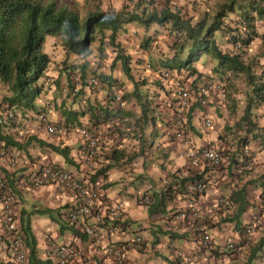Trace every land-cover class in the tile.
Masks as SVG:
<instances>
[{"label":"trees","instance_id":"trees-1","mask_svg":"<svg viewBox=\"0 0 264 264\" xmlns=\"http://www.w3.org/2000/svg\"><path fill=\"white\" fill-rule=\"evenodd\" d=\"M174 1L176 0H164L162 7L157 8V0H130L129 6L127 4V6L124 5V7L116 10L106 5L103 8L102 3L96 0L93 1L94 5L91 8L79 4L73 5L67 0H0V88H3L0 106L2 104L7 105L14 112L17 111L26 115L27 109L34 108L36 97L45 92V85L52 82L47 80L49 72L54 71L58 74L53 79L58 87H61L62 82H64L69 88L72 87L71 78L76 72H79L82 87L76 92L71 102L81 105L78 107L82 114L89 109L91 122L102 123L104 130L107 126V132L104 135L107 133L116 135L112 143V150L107 155L110 162L105 165L109 167L113 162H120L124 167L126 162H135L141 156L140 153H145L146 147L153 144V141L148 143L146 140L148 126L152 127L158 120H162L164 125L170 126L172 124L171 116H175L174 112L173 115L172 111L171 114H166L157 108L162 107L168 111L173 110L174 107L168 108L163 98H159L156 105H153L149 99L150 92L148 90L138 91L134 89L133 92L137 94L138 98L140 114L138 113V116L133 120H128V116L132 114L130 111L119 110L114 107L112 102H107L113 89H124V79L113 72L117 65H120L119 68L122 69L126 78L134 84L138 82L131 73V64L129 63L131 57L127 52L129 47L138 39L139 46L148 51L153 41L150 35H145L142 31L141 39L137 38L135 33L132 42L122 44L117 36L121 30H124V24L130 21H138L147 30L151 24L156 22L166 26L168 35L173 38L168 49L160 51L158 63L166 69L185 72V74L183 73L184 78H182L184 81L187 80L188 76L195 75L196 81L207 78L211 81L218 80L227 83L232 77L244 75L246 86L242 92L244 93L243 101H245L242 114L238 121L233 123L234 125L225 124L226 131L222 135L229 136L232 134L233 137L224 138L217 147L223 157L217 170L219 178L226 174V172L221 171L223 168H228L231 176L238 175L235 166L240 162L242 163L244 148L248 146L251 152L264 148V125H259L257 118L259 114L256 110L264 106V61H262L264 44L260 46L261 52H255L247 58V49L253 38L258 35L264 37V0H249L248 3H244L242 0H214L209 10L197 16L192 15L191 10H188L189 15H186L179 6L173 8L171 3ZM186 1L190 4V0ZM186 1L185 3H187ZM254 14L256 19H260L261 31L256 26V19L254 22ZM217 31L226 35L232 47L223 48L218 43L215 39ZM46 34L58 38L60 42L58 58L51 55L55 45L50 46L49 49L45 48ZM238 43L240 44L237 46ZM71 55L76 57L74 61L70 60ZM151 57L149 56L150 60ZM97 60H100V65L104 63L102 66L106 67V70L101 69V66L95 67L93 65V61ZM199 62L200 64H210L206 72L197 67L196 64ZM87 70L92 72L91 75L100 83V87L107 90L104 95V99H107L105 103L94 98L84 97V87L90 85L86 79ZM155 82L160 84L159 80ZM89 90L95 92V88L92 86ZM239 101L241 100L239 99ZM235 106V98H233L232 104H229L232 113ZM259 109L258 111H260ZM78 113L76 109L63 111L66 122L70 121L68 120L70 114L77 116ZM116 117L121 120L119 124L122 125L124 122L122 126L115 125L114 119ZM186 119L191 125V115H187ZM10 121L14 122V119ZM243 122L246 124L244 125L245 135L237 136L235 131L241 129ZM3 126L6 125L0 124V144L2 142V147L9 144L18 145L19 143L14 139L13 134L9 130L5 131ZM157 130V128L154 129V137L158 135ZM152 132L150 130V133ZM127 135L138 140V148L132 153L126 152L117 141V139H121L120 142L123 143ZM230 144L232 146H228ZM49 146L63 154L67 153L66 148L54 144H49ZM229 157L230 161L226 166L223 162L227 161ZM142 160L144 164L147 163L144 158ZM201 167L202 171L192 176L179 177L176 172H171V178L167 179L165 187L162 185L158 190L154 188L148 195V202L143 203L147 207V213L154 215L167 212L166 208L169 202L175 196H181L182 193L184 195L185 185L189 180L195 178L206 180L211 172L208 163L203 162ZM250 172L249 169L247 174L242 172L237 177H246ZM145 173V170L141 171L140 175ZM6 178L13 188L15 186L14 174L6 171ZM258 179L262 180L260 181L261 189L258 188L257 195L264 198V171L256 178L250 177L247 183H253ZM149 182H153L151 178ZM14 191H18L17 186L14 187ZM252 193H254L253 190L248 189L247 185L243 184L228 195L230 203L236 205L235 217H239L245 212L250 204L248 197ZM21 224L29 248L28 264L47 262L46 259L43 260L37 256L35 235L30 229L29 221L21 219ZM160 224L157 222V227L151 228V232L162 231ZM63 226L61 227H73L75 232L82 234L73 225L66 224ZM144 228L146 227L139 224V228L133 230L141 232ZM1 234L4 235V232ZM155 234V239L158 241L157 232ZM146 242L147 240L144 239L143 243ZM174 248L175 246L170 249L172 255L170 263L180 264L181 259L176 256ZM199 248L203 247L199 246ZM260 250L264 251V233L247 252L248 260L245 264H254L253 258L257 257L256 255Z\"/></svg>","mask_w":264,"mask_h":264},{"label":"crops","instance_id":"crops-1","mask_svg":"<svg viewBox=\"0 0 264 264\" xmlns=\"http://www.w3.org/2000/svg\"><path fill=\"white\" fill-rule=\"evenodd\" d=\"M151 28L154 29L157 27L154 25H151V27H149V30L146 32V34L151 33ZM155 73L157 74V71H154L152 73L148 72V75L151 77H155ZM124 81L126 82L125 85L127 87H130V86L132 87L133 84L128 79H124ZM88 87H84V90H83L85 98L90 97L92 99L93 98L97 99L100 102H104V103L106 102L107 99H104V95L107 90L104 89L103 91L96 93V92H91L89 90L90 87L89 88ZM148 90L150 91L149 97L150 99H152L151 103L155 105L157 99L163 96L162 91L163 90L166 91L167 89L165 88V85L163 88H161L159 84L154 83L152 81V83L149 84ZM108 102H109V99H108ZM137 102H138V99H136V102L134 103L135 106L130 103L129 107L125 109V110L132 112V115H134V117L128 116L129 118H136L138 116V113L140 114V111L137 108L139 107ZM50 103L52 104V106H54V112L51 114V118H54L58 121H65V117H63V115L59 114L56 111V105L54 104V100L50 99ZM223 106L224 105H220V107H218V109L221 111L218 112L219 122L216 127L217 133L214 137H211L207 134H203L201 131L195 129V125L198 123L200 119H202L201 115H203L204 112L210 113L209 111H214V107L213 106H206L205 108L194 107L192 109L191 125H190L191 130L189 134L193 142H195V144L202 145L208 142H213L219 145L224 138L227 139V137H229L226 135H222V134H225V131H226L225 122H227V119H224L226 116L225 115L226 113L223 114L225 110L224 108H222ZM159 109L161 108L160 107L157 108V110ZM164 110L165 108L162 109V111ZM215 110H217V108H215ZM259 110H260L258 112L259 117L257 115V118L259 121V125L263 126L264 123L262 121H264V106L260 107ZM261 110H263V112H261ZM90 113L91 112L88 109L84 111V114H80L78 119L87 120L90 118ZM228 117H229L228 119H232V117L230 116ZM260 117L262 119H260ZM72 120L75 122L77 118L74 117ZM228 121H232V120H228ZM96 124H98L97 125L98 128L99 126L100 127L103 126L102 123L99 124L98 122H96ZM117 124H119V122H117ZM21 125H25L26 127H29L27 131L28 135L26 136L27 139L26 138L24 140L21 139L20 141H18L19 142L18 145L9 144L6 146V149L8 150V154L13 155L17 161V166H18L17 172H16L17 174H20V172H24L27 170L29 171L32 169H38V167H40L42 163L54 162L66 168L67 170L71 171V173L77 177H83V178H89V179L91 178L93 180L96 179L98 180L99 183L101 182L103 187L105 188L104 192H105L106 198H109L112 201L120 199V198H124L125 195L129 196L128 194H131L132 198L134 197L136 198V195L138 193H141V191L143 192L145 190L148 192L151 190L150 189L151 185L149 186L146 183H142L143 185L139 184L137 185V187L133 188V186L131 185V180H133V175L124 174L121 171L122 166L121 167L112 166L111 168L109 167L110 169L108 168V170L107 169L104 170V168L102 169V166H104L108 161L110 162V158H108V156L106 157V155H103V154L98 158L95 171L94 170L92 171L91 177H90V174L86 173V171H84V169L79 164V147L81 145V142H80L81 139H79L78 133L76 131L72 130L70 132H67V134L65 135L62 134V135L56 136V135L48 134L42 125L41 126L35 125V124L29 125L27 120H23ZM3 129L5 131H8V129H6L5 127H3ZM150 130H152L153 132L150 133ZM113 138H116V137H113ZM134 140L136 139L134 138ZM146 140L148 143L153 141L152 145L155 148V150L162 152L163 156L167 155L166 149L163 147V145L165 144L164 138L161 139L158 136L154 137V129H152L151 126H148ZM168 141H169V144L173 147L175 146L182 147V144L175 139L168 138ZM136 142H138V140H136ZM120 143L119 145L121 146ZM49 144L58 145L59 147H63L64 149L66 148L67 153L63 154L60 151L53 150L49 146ZM182 148L179 151H176L174 154V157L176 156V159H181L179 162L171 163L168 160L169 158L167 156L166 160L160 162L162 165L159 169L155 168V166H149L148 167L149 169H147V171L149 173H153V175L154 173H157L154 175V178L155 176L161 177V175H164V176L166 175L167 178H171V175H170L171 172H176L177 176L179 177L190 176L193 174H197L198 172H201L202 167L198 168V167L191 166L188 160L186 159V157H184L181 154ZM252 153H253L252 158L254 159V162L257 163V165L252 167L250 174L242 178L237 177V176L235 177V175H232V176L230 175L228 168H225V169L223 168L221 171L226 172V174L221 176V178H219L218 176L217 181L212 182L202 194L196 195L195 197L196 203L201 209L203 208L207 209L209 203H211L219 194L230 195L232 191L236 190L241 185L246 184L247 188L253 190L254 193L250 195L248 194L249 195L248 199L250 201V204L248 205L245 212L240 216L239 218V220L241 219L240 224H242L243 221H245L248 217L251 216V214L255 210L254 205L258 201L257 191H258V188L261 189L260 181L262 179L260 180L258 179L253 183H247V181H249L248 179L250 177L251 178L258 177L259 174L264 171V148H261L260 150L257 149L255 150V152H252ZM151 158L153 157L151 156ZM171 159L173 160V157ZM229 161H230V157L229 159H227V161L223 162V164L227 166ZM98 164H99V167H98ZM141 171H144L142 167L140 168L137 167L135 170V172L137 173L138 172L140 173ZM145 181L147 180H144L143 182ZM154 185H155L156 190L162 187L161 182H159V184H156L154 182V184H152V188H154ZM138 189H141V190L138 191ZM60 191L56 187L55 184H48V185H43L41 187L31 188V190L21 188L22 196L20 199L23 203L34 202V205L36 206L37 205L36 199H39L40 201L43 202L42 204L43 206L42 208H40L42 212L41 215L40 214L33 215L32 219H30V229L32 233L35 235V240H36V250L35 251L37 253V256L40 259L47 260V258L43 254V249H44V246L46 245V239L52 236L56 239H59L61 237V240H68V239L76 240V242L79 244L81 249L84 250V254L86 255L89 254L93 258L94 264H113L111 258L106 256L102 249H97V250L90 249L88 246L87 240L84 238H81L82 237L81 235L76 236V232L74 231L73 227L69 226L68 228H62L59 226V223H63V221L60 222V220L62 219L61 215L63 214L65 203L68 202L69 204H71L73 202L71 197L68 194L60 192ZM29 193L31 194L30 198L27 197ZM175 200H176L175 206L177 208L183 206V197L180 198L176 196ZM30 205L28 204L25 205V209H27L26 207L30 208ZM235 206H236L235 204L233 206L231 205V207L222 206V208L216 209L215 211H211V216L213 220H212V225L208 226L209 227L208 230L210 231L211 236L213 238L211 246L213 247L215 245L217 248L216 249L217 253H215L214 256L210 255V250L208 248H198L197 247L196 245L197 242L193 239V231H192V228L189 222L180 221V220L178 221L173 216H171L168 220L161 218L159 221L163 222L165 224L164 226H167L173 230V234L169 237V240H170L169 244L174 245V239L178 237H182L183 239L187 241L186 247H184L185 251L189 253L198 252V251L200 252L198 259L195 261V263H192V264H237V262L239 263L240 260H242V258L239 257L241 255L239 252L237 253L227 252V253L221 254L224 238L229 234V232L233 233L234 231L239 229L240 224L235 225L233 221L225 220L226 214L227 215L235 214V211H234ZM44 207H47V209L49 207V209L51 210L49 209H48L49 211L43 210ZM126 209H127V213L125 217H126V224L128 226V229H126V232L111 235L110 240L129 243V239H131L132 236L130 235L128 231L133 229V222L136 220L141 219L143 223L140 225L142 227H146L144 229H146L149 232L151 231V228L153 229L154 227H156L155 220L152 221V220L145 219L146 218L145 214L141 216V213H139L136 209L129 207L127 204H126ZM52 212L53 214L50 216L49 214ZM262 214L264 216V211L262 212ZM159 215L160 213L156 214L155 218L158 219ZM48 225H53L52 227L53 229L48 230ZM77 226L78 225H76L75 228ZM164 226H163V229H166ZM135 233H138V232H135ZM235 233L236 232H234V234ZM152 235L153 233L151 232L150 236ZM148 239L149 237L145 235V240L148 241ZM172 241H173V244H172ZM158 244H160V242H158ZM161 245L162 244H160V246ZM174 246L178 247L176 245ZM240 248L242 250L244 246ZM169 250H170V247L168 246V253L166 254V256H168L169 258H172V255L170 256ZM127 255H128L127 264H139L137 259L142 255H144V260H143L144 264H169L165 256H163L162 254H158L156 252V247L153 249H149L147 244H146V248L143 251H137L136 249L134 250L130 246L128 248ZM223 255L226 257H224ZM8 258L10 259V257L7 254L0 252V263H3V262L6 263ZM43 264H50V262L48 263L47 261ZM258 264H264V260L259 262Z\"/></svg>","mask_w":264,"mask_h":264},{"label":"clouds","instance_id":"clouds-1","mask_svg":"<svg viewBox=\"0 0 264 264\" xmlns=\"http://www.w3.org/2000/svg\"><path fill=\"white\" fill-rule=\"evenodd\" d=\"M156 5H157V2H156ZM132 7H133V5H132ZM255 19H256V15L254 14V22H255ZM139 25L142 26L138 21H130V22H127V23L124 24V30H121V33H125L127 36H130L132 34L134 35L140 29L139 28ZM151 25H154V26L157 27V28H154V29L151 28V30H155V29L158 30V29H162V28L163 29H167V28H165L166 26H164L162 24H158L156 22H154V24H151ZM151 25L149 27H151ZM149 27H148L147 30L144 29V27H143V30H142L145 33V35H148V36L150 35V33L146 34V32L149 30ZM153 36L155 37L156 35H153ZM119 37L117 36L118 39H119ZM152 40H153V38H152ZM258 41H259V44L261 46L262 44H264V37L262 35H258ZM130 42H132V41H128L127 43H130ZM239 44L240 43H238L237 46ZM249 46H248V49L250 48ZM166 48L168 49V47H166ZM166 48L163 49V50L165 51ZM148 54L149 53H147V54L145 53L144 55H141V57H139V56L138 57H132L130 55L131 59H130V62L129 63L131 64V73L133 74L135 80H137L138 82H136L134 84V82H132L130 79L127 78L133 84L132 87H127L125 85V88L122 89V90L119 89V88L113 89L112 92L110 93V97H109L110 101L109 102H112L113 105H114V107L118 108L119 110H125V109H127L129 107L130 103L132 105H134V103L136 102V99H138L137 98V94H134V92H133L134 89L135 90L137 89L139 91V90H144V89L145 90H148V88H149V85H148V87H145V85L140 86L139 85V83H140L139 82V78H145L144 76H148V78L150 80V83H152V81L154 83H156L155 81L156 80H159L160 81V84L159 85H160L161 88H163L164 85H165V88L167 90L166 91H164V90L162 91L163 96L160 97V98L165 99V101H166L165 105L168 108H170L171 106H173L174 108H173V110H168L166 112V110L162 111V109H164V108L161 107V109H159V111L160 112H163V113H166V114H171V111H172V115H173V112H174L175 116H171V118L173 120L176 117L175 104L173 103V101L176 99V96L174 95V89H173V87L171 85V79L168 78L167 76H165L164 72L165 71H170V72H172V75L174 73H176L181 78H184L183 75L185 74V72H180V71H178L176 69L170 70V69H166L164 67H161L159 65V63H158V59H159L158 57H160L158 54H161L160 52H158L156 54L157 60L155 62H154L153 59L150 60ZM138 58H141V59H138ZM93 65L95 67L96 66L97 67L101 66V69L105 70V67H103L102 65H100V60L93 61ZM117 66H119V65H117ZM120 70L122 71V69H120ZM154 71H157V74L155 73V77H151V76L148 75V72L152 73ZM91 74H92V72L91 71L89 72V70H87V78L86 79L88 80V82L90 84L89 87L90 86L94 87L96 93H98L100 91H103L104 88L100 87V83H98V81H97V83H95L92 80V78H94V77ZM48 75L49 76H48V79L47 80L52 81L51 83L48 84V88L49 89H52L51 86H54L55 85V81H53V79L56 78L58 75L54 71L52 73L49 72ZM75 76H78V80H75ZM117 76H119V75H117ZM194 78H195V75H192L190 77L188 76L187 80L185 79V83L187 85H189L191 88H196L197 84L203 83L204 81H208L209 80L207 78L206 79L203 78V80L196 81ZM124 79H126V78H124ZM192 81H194V82L192 83ZM212 81H218V80H212ZM91 82H93V83L91 84ZM218 82H220L223 85L222 90L216 92L215 95H214V97L211 100H209L204 105L200 104L197 101L192 102V104H190V106L188 107V112H187L186 116L187 115H191L192 109L194 107H197V108H199V107L205 108L206 106H213L214 107V111H216V112H220L221 111V110L218 109V107H220V105H222V103H221L222 102L221 101L222 95L221 94L223 92L227 91V88H226L227 83L226 82H221V81H218ZM141 83H144V82H141ZM71 84H72V87L69 88L68 85H66L64 82H62L61 87H59V90L63 94V98H61L60 100H58V104L56 102V99L57 98L55 96H51L49 98V101H48V104L50 105L51 104L50 103V99L51 100H54V104L56 105V111L59 114L63 115V117H64V114H63V111L64 110L68 111V110H71V109H76L77 112H79V113H78L77 116L76 115L72 116V114H70V117L68 119L70 121L66 122V120L65 121H58V120L55 121V120H51V118L50 119H47V114L48 113L46 111V107H43V108H40L38 110V113H37V118H38L37 120L38 121L36 122V121L33 120V116L29 113V110L28 109L26 110L27 111L26 115H22V114H20L17 111L14 112V110L12 108H10L9 106L2 104L0 106V124L6 125V126H3V127H5L6 129H8L10 131V133L13 134L14 139L16 141H20L21 139L24 140L26 138V136L28 135V132L27 131H28L29 127H26L25 125H21L23 120H27L28 123H29V125H33V124L39 125V126L42 125L44 127L45 131L48 134H52V135H56V136L57 135H62V134L65 135V134H67V132H70L72 130L76 131L78 133L79 139H81V141H80L81 142V145L79 147V164L84 169V171H86V173L90 174V177H91L92 171L93 170L95 171L96 164L98 162V158L102 154L103 155H106V156L108 154V153H106L107 151H105L106 150L105 149L106 148V144H107V140H106V135L107 134L104 135V133L107 132V126L105 127V130H104V126H102V127L99 126V128H98V126H97L98 124H96V121L91 122L90 118L87 119V120L86 119H83V120L78 119L79 116H80V114H82V113H80V109L78 107L79 104L78 103H75V102L72 103L71 100L73 99L74 95H76V92L79 90V88L82 87L81 75H80L79 72H76V74L71 78ZM0 90H1V88H0ZM117 90L120 91V93L122 94V98L125 101V104L123 106L118 105L116 103L115 99H114V92L117 91ZM124 92H125V95H124ZM130 92H132V93H130ZM148 92H150V91L148 90ZM152 92H154V91H152ZM130 94L133 95L134 98H131L130 99ZM0 97H1V93H0ZM134 99H135V101H134ZM149 99H150V97H149ZM150 100H152V99H150ZM137 104L139 106V103L138 102H137ZM58 105L60 106V108L58 107ZM64 105H66V108L65 109L63 108ZM68 105H70V106H68ZM155 105H156V103H155ZM162 105H163V103H162ZM53 108H54V106H53ZM137 108L139 110V107H137ZM215 108H217V110H215ZM125 111H128V110H125ZM156 113H158V112L156 111ZM155 115H157V114H155ZM205 115H209L210 116V113L204 112L203 115H201L202 116V121H203V118H204ZM186 116H185V120H186V123H187L186 133L189 136V138L191 139L192 143L195 144V142H193V140H192V138H191V136L189 134V132L191 130V127H190L189 122H187ZM74 117L77 118V120L75 122L72 120ZM13 119H14V122H11L10 120H13ZM157 122H156L155 125L152 126V129H156V128L158 129L159 128ZM47 124H55V125L66 126L67 129L63 133H54V132L53 133H49L47 131V128H46V125ZM99 124H101V123H99ZM225 124H226V122H225ZM212 125H213V121H212ZM9 126H11V127L9 128ZM81 127L93 128L94 130H96V132L101 137L100 146H99V148H98L96 154L94 155V157L92 159V162L90 164L85 163L84 157H83V154H82V149H83V146H82V138H81V136L79 134V129ZM167 127H168V125H165L164 126V132L166 131ZM112 136L114 137L116 135L109 134V138H113ZM167 137L170 138V139L177 140L178 142H180L182 144V147L184 148V145H183V143H182L181 140L176 139V138H173V137L168 136V135H167ZM114 139L115 138H113V140ZM205 144L214 145L216 148L218 147V144H215L213 142H211V143L208 142V143H205ZM202 145H204V144H202ZM183 148H182L181 154L184 157H186L182 153L183 152ZM245 148L248 149V152L245 150ZM245 148H244V151L242 152L243 153L242 155L244 156V159H243L242 163L240 162V163L236 164V166H235L236 173L238 175L241 174L242 172L248 171L249 169L251 170L252 167L254 166V159L252 158L253 157V153L249 150L248 146L245 147ZM148 153L149 152H147V151H145V153H140L141 156H139V158H141L143 155H147ZM221 157H222V155H221ZM186 159H187V157H186ZM222 159H223V157H222ZM246 159L250 162V166L248 168H243L241 172H238L237 171V167L243 165V162ZM188 162H189V160H188ZM221 163H222V160H221ZM221 163H220V165H221ZM111 164H110L111 166H109L110 168L112 166H119L120 162H116V163L113 162ZM49 165L50 166H53L55 168H59V169L65 171V172H68L75 179H77V180H79V181H81L83 183L89 184L92 187H95L97 189V191L99 193H101L102 198L104 197L105 199H107L106 200L107 203H109V202H112L113 203V201L123 200L124 203H125V208H126V202H125V199L124 198H120V199L113 200V201L110 200L109 198H106L105 192H104L105 188L103 187V185H102L101 182L100 183L98 182V180H96V179L93 180L91 178L89 179V178L77 177L74 174H72L71 171L67 170L66 168H64V167H62L59 164H56L54 162L42 163V165L40 167H38V169H32V170H29V171L27 170V171H24V172H20V174H17L16 173L17 172V168H18L17 161H16V159L14 158L13 155L8 154V150L6 149V147H2V142H1V144H0V232L1 231L4 232V235L1 234L2 233L1 232L0 233V237L6 239L7 236H8V232L6 231V229L3 226V220H4L3 215H4L5 211H6L7 206H9V208L11 209V213L13 215V222H14V225H15V229L20 230L22 233H23V230H22V227L23 226L21 224V219L22 220H28L29 221V226H30V219H32V216L33 215H37L36 207L33 204V202H31L30 208L26 207L27 209H25V205H27L29 202H25L26 203L25 204V203H23L21 201V199H20L21 196H22L21 195V188L22 189L31 190V188L41 187L43 185H48V184H55L56 187L59 189V191L61 190L60 192H63V193L68 194L71 197L72 201H73L71 204H69L68 202L65 203V205H64L65 208L63 210V214L61 215V218L62 219L60 220V222L63 221V223H59V226L61 227V226L66 225V224H70V225H73L75 227L76 225H78L76 228L78 229V231L80 230L82 232V234H79V232H76V236L77 235H81L82 236L81 238L86 239L87 242H88V246H89L90 249H92V250L102 249L103 252L105 253V248H106L107 245H110V244H122L126 248V261H125V264H127V260H128L127 252H128V248L130 246L132 247V249H134V250L136 249L137 251H143L146 248V244L147 243H143V240L145 239V234L143 233V231L138 232V233H135L134 236H132V238L129 239V243L128 242H117V241H114V240H110V236L111 235L118 234V233H122V232H126V229H128V226L126 224V219H124L125 216H126V213H127V209L124 212L123 219H122L123 230L122 231H119V232H114V233L109 232V230H108L109 223L112 220L111 217H110V215H109V213L107 212L108 209H104V211L106 213H105V215H104V217L102 219V222H96V220L94 219V217L92 215H90V216L79 215L76 220H71L69 218V212L72 209V206L74 204V198H73V196L70 195V192L61 189L60 186L58 184H56V182L52 178H48L47 180H44V182H42V183H37V181H36V177L38 175H43L44 174L45 167L46 166H49ZM190 165L193 166L192 164H190ZM201 166H202V164L200 166H198V168L201 167ZM219 166L215 170V172H216V175L215 176L212 175V171H211V169H209V171H211L210 174H209V176L207 177L206 180L203 179L207 183L206 184V189H207V187L212 182L217 181V177H218V174H219L217 170H218ZM98 167H99V164H98ZM109 167H107V165H104V166H102V169L104 168V170H106V169L108 170ZM193 167H195V166H193ZM6 171H8L9 173H13L14 174V178H15L14 183H15V186H17V189H18L17 192L14 191V187L15 186L12 188L9 185L8 179L6 178ZM238 175H235V176H238ZM190 176H192V175H190ZM158 179H160V181H158ZM167 179L168 178L166 177V175L165 176L164 175H161V177H159V178L156 179L155 183L156 184H159V182H161L162 185H163V187H165V184L167 183ZM195 180H198V179L195 178V179H193L191 181H195ZM132 181L133 180H131V185H132ZM147 182H149V180H147ZM188 182H190V180ZM142 183H144V182L141 181L140 184H142ZM187 183H186V185H187ZM186 185H185V192H184V194L186 193ZM132 186H133V188H135L134 185H132ZM149 193L150 192H147L145 190L143 192H141V193H138L136 195L137 202L143 205V203L139 202V199H140L141 196H147L149 198V196H148ZM180 195L181 196H178V197H180V198L183 197L184 198L183 193L180 194ZM219 195H224V196H226L228 198V195H226V194H219ZM175 198H176V196H175ZM175 198L171 202H169L168 207L166 208L167 212L160 213V215L158 216V219L155 218V215L158 214V213H156L154 215H149L147 213L145 219L152 220V221L155 220L156 221L155 222V225H156L157 222H160L159 220L161 218L168 220L171 216H173V213L175 212V210L177 208L175 206V203H176ZM257 198H258V201L254 205L255 206L254 212L251 214L250 217H248L245 221H243L242 224H240L241 223V219L239 220L240 216L239 217H235V214H231V215H227L226 214V218H228V219L225 218V220H227V221H233L235 225H237V224L238 225L240 224V225H239V229H237L236 231H234V232H236L235 234H234V232L233 233L232 232H229V234H228V235H233L235 237V239H236V246H235V248L233 250H226L224 248V246L222 245L223 247H222V250H221V254L222 253H227V252H229V253H232V252H236L237 253V252H239L241 254L239 257H241L242 260H240V262L238 264H245L246 263V261L248 260V258L246 257L247 252L250 250L251 246H254L255 242L258 241V238L264 233V216L262 214V212L264 211V198L263 197H260L259 195H257ZM195 201H196V198H195ZM231 205L233 206L234 204L233 203H230V200H229V203L227 205H224V206L225 207H231ZM208 207H209V205H208ZM219 208H222V206L219 207ZM48 209H49V207H48ZM207 209H204L203 208L201 210L207 211ZM40 211H41V209H40ZM41 213H40V215H41ZM209 214H210V217H211L210 222L209 223H206L205 226H203V230L206 231V232H208L210 234V236H211V233L208 230V228H209L208 226L212 225V220L213 219H212V216H211V212ZM254 215H259L262 218V222H261L259 228L255 231V233L253 235V239L251 241L247 242V241H245L242 238V235H240V234L242 233L245 224ZM160 223H161L160 226L162 228V231H156L157 232V236L159 238L161 236L160 234L163 233L167 228H169L167 226H164L165 224L163 222H160ZM88 224L89 225H93L94 228H95V230L98 232V241L95 240L96 238L94 237V235H92L91 233H88L85 230V226L88 225ZM152 225H153V223H152ZM163 226L166 229H163ZM68 227L69 226H67L65 228H68ZM170 230H171V233H173V230L172 229H170ZM155 233H153V235L150 236V237L148 236L149 237L148 240H150L151 245H152L153 248L156 247V245L158 244V242H160V244H162L163 246H167L168 245L170 247V249L174 246V245H171V244H164V242L161 241L162 239H159L157 241L155 239V236H156ZM171 233L169 235L167 234L168 237H170L172 235ZM23 235H24V233H23ZM137 235H140L141 238H142V245L143 246L140 247V248H137V247H135L132 244L133 238L135 236H137ZM150 235H151V231H150ZM258 235H260V236H258ZM225 238H224V240H225ZM24 239H25V235H24ZM193 239L197 242L196 245H197L198 248H199V246H201L203 248H208L210 250V255H212V256H214V254L217 253L216 246L215 245L213 247L211 246V243H212V240H213L212 236H211L210 242L207 245H203L201 243L200 239H198V236L195 235L194 233H193ZM51 243L68 244V245L74 246L75 249H78L80 251V255L76 258L75 264H94L93 258L89 254H87V255L84 254V250L81 249V247L76 242V240H73V239L59 240V239H56V238H54L52 236L50 238L46 239V245L44 246V249H43V254L47 258L48 263L50 262V264H54V262H55V256L54 255L49 256L47 254V250H48L47 248H48V246ZM25 244H26V249H27V262H26V264H28V260H29V254H28L29 253V248H28V244L26 242V239H25ZM242 246H244V248L241 250L240 247H242ZM178 250L179 251H182L186 255H189V256H191L193 258L190 259V260L189 259L188 260L181 259V257L179 255H177V251ZM174 251H175L176 256H179L180 259H181V263L180 264H192V263H195V261L198 259L199 255H200V252L199 251L198 252L189 253V252L185 251L184 247H182V246L175 247L174 248ZM211 251L213 252V254L211 253ZM0 252H3V253L7 254L10 257V259L9 258L7 259V262L6 263L3 262V263H0V264H11L12 263V260H11V252L10 251H4V250H2L1 249V246H0ZM105 255L108 256L106 253H105ZM170 255H171V253H170ZM163 256H165V258H167V260H168V263L171 264L170 263V259L171 258H169L166 255H163ZM256 256H257L256 258H253L254 259V264H258L259 262H261V261L264 260V251H261L260 250L258 252V255H256ZM109 258H111V257H109ZM111 260H112L113 264H115L112 258H111Z\"/></svg>","mask_w":264,"mask_h":264},{"label":"built area","instance_id":"built-area-1","mask_svg":"<svg viewBox=\"0 0 264 264\" xmlns=\"http://www.w3.org/2000/svg\"><path fill=\"white\" fill-rule=\"evenodd\" d=\"M164 74L171 79V85L174 89V95L176 96V99L173 101L176 109V117L172 120V124L167 127L165 132L168 136L182 141L184 145L182 153L187 157L190 164L198 167L203 162H207L212 171V175L215 176V170L222 160L221 154L214 145H196L192 143L186 133L187 123L185 116L192 102L197 101L202 105L206 104L214 97L216 92L222 90L223 85L218 81L208 80L197 84L196 88H191L178 74L174 73L172 75L170 71H165ZM75 80H78V76H75ZM92 80L97 83L94 78H92ZM114 99L120 106L125 104L122 94L118 90L114 92ZM203 123L205 126L211 127L212 118L209 115H205ZM46 128L49 133H63L67 129L66 126L55 124H47ZM79 134L82 138V154L84 161L90 164L100 146L101 137L96 130L89 127H81L79 129ZM245 150L248 152L247 148H245ZM249 166L250 162L246 159L243 165L237 167V171L241 172L243 168H248ZM48 178H52L61 189L69 191L70 195L73 196L74 204L69 212V218L71 220H76L79 215H92L96 222H102L106 213L104 209H108L107 212L112 219L108 226L109 232L114 233L123 230L122 219L126 211L123 200L107 203V199L104 197L102 198L101 193H99L95 187L83 183L72 177L68 172L50 165L45 167L43 175H38L36 177V181L37 183H42ZM206 184V181L203 179L188 182L186 185V193L183 198V206L176 208L173 213L176 220L190 223L193 233L198 236V239H200L203 245H207L211 240L210 234L203 230V226L210 222L211 217L209 213L229 203V199L226 196L219 195L209 204L207 211L201 210L195 201V196L201 194L206 189ZM139 202H148V197L141 196ZM3 217V226L8 232V236L6 239L0 237L1 249L11 252V264H26L27 249L24 235L20 230L15 229L13 215L9 206H7ZM261 222L262 218L259 215L252 216L245 224L240 234L242 238L247 242L251 241ZM85 230L94 235L96 238L95 240L98 241V232L93 225H86ZM132 244L137 248L142 247L141 236H135ZM223 246L226 250H233L236 246L235 237L233 235H228L223 242ZM47 249V254L49 256H55L54 264H75L76 258L80 255L78 249L68 244L51 243ZM105 253L113 259L115 264H125L126 248L124 245H107ZM211 253L213 254L212 251ZM177 255L183 260H190L193 258L179 250L177 251Z\"/></svg>","mask_w":264,"mask_h":264},{"label":"rangeland","instance_id":"rangeland-1","mask_svg":"<svg viewBox=\"0 0 264 264\" xmlns=\"http://www.w3.org/2000/svg\"><path fill=\"white\" fill-rule=\"evenodd\" d=\"M69 1L70 3H72L73 5H76V4H79L80 6L83 5L84 7H93L94 3L93 1L95 0H67ZM96 1H99L100 3H102V7L104 8L105 5L106 6H109L110 8L112 9H120L122 7H124V5L127 6V4L130 2V0H96ZM186 0H176L174 2L171 3V6L174 8V7H177L179 6L180 9L182 10V12H185L186 15H189L188 14V10H191L190 12H192V15L194 16H197V15H200L202 14L204 11H207L211 8L212 4L214 3V0H192V3H191V0H190V4L185 3ZM249 0H242V2L244 3H248ZM164 3V0H157V8H160L162 7ZM129 6V4H128ZM194 9V10H193ZM82 10V9H81ZM196 11L198 12L196 14ZM193 16V17H194ZM256 22H257V28L260 29V19H256ZM154 24V23H153ZM139 32L136 33V36L137 38L141 39L143 34H142V30H143V27L139 25ZM259 31V30H258ZM261 31V29H260ZM153 35H156L155 37ZM120 36V37H119ZM119 40L122 42V44L128 42V41H131L133 38H134V35H130V36H127L125 33H120L119 34ZM150 37L151 39L153 38V41L151 43V48L150 50H145L144 48L140 47L139 46V41L138 39L135 40L133 42V46L131 45V47H129V51H127L132 57H141V55H144L145 53H149L148 55L149 56H152L151 59L154 60V62L157 60V56L156 54L158 52H160L161 50L165 49L166 47H168V45H170L169 43L172 42V37L168 35V30L167 29H155V30H151V33H150ZM45 48L46 49H49L50 46H54V48L52 49L51 51V55L53 56H56L58 58V56L60 55V51H59V41H58V38L57 37H54L50 34H46L45 35ZM215 39L218 41V43L223 47V48H228V46L232 47L231 46V43L228 41L226 35L224 34H220L219 31L216 32L215 34ZM94 44H95V48H96V40L94 41ZM94 44H92V47H94ZM156 45V46H154ZM250 48L247 49V58L249 57V55L251 54H254L255 52H261L262 49L260 47V44H259V41H258V36H255L249 46ZM95 50V49H94ZM151 52H152V55H151ZM154 54V55H153ZM76 57L74 55H71V58L70 60H75ZM138 59H141V58H138ZM262 61H264V58H262ZM201 62V60H200ZM197 63V67L202 69L204 72L207 71V68H209L210 64L209 63H202L200 64ZM104 65V63L102 64ZM120 66V65H119ZM119 66H116L113 70V72L116 74V75H119L121 76V79L123 78H126L125 74L119 69ZM105 70H106V67H105ZM145 78H139V85L140 86H143L145 85V87H148V85L150 84V80L148 78V76H144ZM127 79V78H126ZM145 81L144 83H141V81ZM230 84H232L230 86ZM123 88H125V81H123ZM245 78H244V75L243 74H240L238 76H235V77H232L230 78L228 81H227V92H223L221 95V103L222 105H224L222 108H224V112L223 114H225V118L224 119H227V122L226 123H231V124H235V122L238 121L240 115L242 114V111H243V105L245 103V101H243V97H244V90H245ZM131 87V86H130ZM52 89H49L48 88V85H45V93L44 94H41L40 96H37L35 101H34V108H31L29 109V113L33 116V120L34 121H38L37 119V113H38V110L40 108H43V107H46V111H47V119H50L51 118V114L54 112V108L52 106V104H48V101H49V98L51 96H55L57 99H56V102L58 104V100H60L61 98H63V94L60 92L59 90V87L57 86V84H55L54 86H51ZM3 89V88H2ZM2 89L0 90V93H2ZM44 92V91H43ZM132 93V92H130ZM228 93V94H227ZM226 96V97H225ZM131 98H134L133 95L130 94V99ZM233 98H235V110L233 111V113L231 112L230 110V107H229V104H232V101H233ZM239 99L241 101H239ZM70 106V105H68ZM58 107L60 108V106L58 105ZM63 108L65 109L66 108V105L63 106ZM262 109V108H261ZM257 110V113L259 112L258 109ZM255 110V111H256ZM167 112V111H166ZM210 112V117L212 118V121H213V125L211 127H207L203 124V121L202 119H200L198 121V123L195 125V129L196 130H199L201 131L203 134H207L211 137H214L217 133V125H218V122H219V119H218V114L216 111H209ZM230 112V113H229ZM261 112H263V110H261ZM119 114V112H118ZM231 114V115H230ZM132 116V115H131ZM232 117V119H228L229 117ZM262 116V115H261ZM134 117V115L132 116ZM134 118H129L128 117V120H133ZM260 119H262L260 117ZM51 120H56L54 118H51ZM228 120H232V121H228ZM115 121V125L116 126H122L124 124L121 125V124H117V122H121V120L119 119V117H116L114 119ZM264 123V121H262ZM159 128H158V137L159 138H164V141H165V144L163 145V147L166 149V153L167 155L163 156L162 155V152L160 151H156L155 148L153 147V145H148V147H146V150L147 152H149L151 154V156L153 158H151L150 154L148 153L147 155H143L141 158L137 159L134 163L131 161V162H126L124 168H123V165L122 164H119V167H121V171L124 173V174H133V181H132V184L137 187V185L140 184V182L142 181L143 178H145L144 180H151L153 182H150L152 184H154V182L156 181V178H159V177H155L154 178V175L157 174V173H149L147 171V169H149L148 167L149 166H155V168H160L161 166V161H164L166 160L167 156H168V160L172 163H176V162H179L181 159H176V156L174 157V154L176 151H179L182 147H173L169 144V141H168V137L166 135V133L164 132V123L162 122V120H159L157 122ZM233 124V125H234ZM241 129L235 131V133H237V136H241V135H245V130H244V125H246L244 122L241 124ZM229 137H233L232 134L229 135ZM228 138V137H227ZM106 140H107V144H106V150L107 151L106 153H109L111 152L112 150V143H113V138H109V133H107L106 135ZM116 141V140H115ZM117 141L120 143L121 139H117ZM234 142V141H233ZM121 146L123 147V149L126 151V152H129V153H132L133 150L137 149L138 148V142H136V140H134V138H131L129 137L128 135L124 138V141L123 143H121ZM228 146H232L231 144L228 145ZM234 146V145H233ZM234 148V147H233ZM252 152H255V150H253ZM177 155V154H176ZM173 157V160L171 159ZM142 158L145 159V161H147L146 164H144ZM133 163V166L131 165ZM144 165V166H143ZM257 165L256 162H254V166ZM140 168L142 167L144 170H146V173L145 174H142L140 175V173L138 172H132V171H135L136 168ZM257 168V167H256ZM252 170V169H251ZM249 171V170H248ZM245 174H247V171H245ZM154 178V179H153ZM158 181H160V179H158ZM146 183L147 185H151V190L148 191V192H151L152 190H154L155 188V185H154V188H152V184L148 183L147 181L144 182ZM142 189V188H141ZM141 189H138V191H140ZM137 191V190H136ZM142 192V191H141ZM129 196H124L125 198V202L126 204L129 206V207H132L133 209H136L139 213H141V216L143 214L147 215V207L146 205H142L140 203L137 202L136 198H132L131 194H128ZM31 194L29 193L28 194V198H30ZM31 203L29 202L28 205H30ZM34 204V202H33ZM36 212H37V215L41 213L40 211V208H42V204L43 202L40 201L39 199H36ZM43 210H51V209H47V207H44ZM54 212V211H53ZM52 213H50L49 215L51 216ZM143 221L140 219L138 221H134L133 222V229H137L139 228V224H142ZM53 225H48V230H52L53 228ZM131 229L129 230L128 232L130 233L131 236H134L135 234V231ZM143 233L146 235V236H149L150 237V232L147 231L146 229L143 230ZM165 233V234H164ZM171 233V230L170 228H167L163 233H161L160 235V239H162L161 241L164 242V244H169L170 240H169V237L168 235ZM168 234V235H167ZM59 240H61V237L59 238ZM172 244H173V241H172ZM186 244H187V241L185 239H183L182 237H178V238H175L174 239V245L176 246H182V247H186ZM147 246L149 249H153L152 245H151V242L150 240L147 241ZM156 252L158 254H163V255H166L168 253V247L167 246H160V244H157L156 246ZM224 256V255H223ZM226 257V256H224ZM144 260V255L140 256L137 261L139 264H144L143 262ZM238 264V262H237Z\"/></svg>","mask_w":264,"mask_h":264}]
</instances>
